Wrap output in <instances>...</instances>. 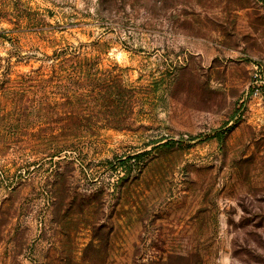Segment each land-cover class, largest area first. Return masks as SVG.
<instances>
[{
    "label": "rangeland",
    "instance_id": "1",
    "mask_svg": "<svg viewBox=\"0 0 264 264\" xmlns=\"http://www.w3.org/2000/svg\"><path fill=\"white\" fill-rule=\"evenodd\" d=\"M65 46L136 94L51 156ZM7 69L55 93L0 95V264H264V0H0Z\"/></svg>",
    "mask_w": 264,
    "mask_h": 264
},
{
    "label": "trees",
    "instance_id": "2",
    "mask_svg": "<svg viewBox=\"0 0 264 264\" xmlns=\"http://www.w3.org/2000/svg\"><path fill=\"white\" fill-rule=\"evenodd\" d=\"M56 64L52 67L51 75L56 78L58 89L56 94H60L64 100L63 107L64 117L67 120H78V125L72 128L66 127L63 130V143L70 138L79 137L81 130L92 132L94 127H87L82 124L85 121L90 108L99 102L104 106L112 107L116 113H108L115 115L113 121L105 120L101 128L110 127L113 129L124 128L123 122L125 117V110L130 106L132 97L131 94H136V89L127 85L119 73L115 70L103 69L99 65V59L95 57L83 56V54L70 46H65L53 54ZM57 67L56 70L53 68ZM11 72L9 69L0 74V95L5 101L2 104L4 108L25 110L30 108V94H51L55 93L49 91L52 80L47 78V74L32 70L29 73H18L16 77L10 78ZM54 85V84H53ZM62 90V91H61ZM61 91V92H60ZM39 103L43 105L42 101ZM93 104V105H92ZM66 105V106H65ZM61 106V104H59ZM124 110H121V109ZM86 127V128H84ZM54 140L58 138L55 133L52 137ZM73 142L70 140L69 144H62L56 146L51 152V156H55L67 148L72 147Z\"/></svg>",
    "mask_w": 264,
    "mask_h": 264
}]
</instances>
